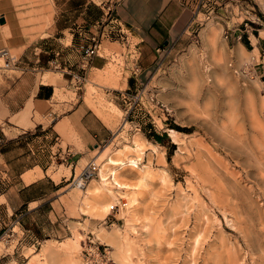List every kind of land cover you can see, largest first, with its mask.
<instances>
[{
  "label": "rangeland",
  "instance_id": "374dc122",
  "mask_svg": "<svg viewBox=\"0 0 264 264\" xmlns=\"http://www.w3.org/2000/svg\"><path fill=\"white\" fill-rule=\"evenodd\" d=\"M85 1L56 0L55 11L54 0H0V17L15 25L12 37L1 29L0 47L17 57L0 68V99L7 78L23 76L31 94L50 84L51 100L82 103L111 129L89 155L71 158L48 132L44 172L66 178L60 215L27 217L23 231L4 224L0 264H264V63H256L255 36L252 49L224 37L216 22L198 32L186 22L172 44L159 46L170 55L147 58L145 69L134 37L104 39L101 65L91 66L94 55L82 67L100 13ZM90 158L99 172L78 188L72 178Z\"/></svg>",
  "mask_w": 264,
  "mask_h": 264
},
{
  "label": "crops",
  "instance_id": "0c3cea01",
  "mask_svg": "<svg viewBox=\"0 0 264 264\" xmlns=\"http://www.w3.org/2000/svg\"><path fill=\"white\" fill-rule=\"evenodd\" d=\"M54 1L55 10L56 0ZM91 1L99 7L100 13L95 19L92 16L88 19L102 18L105 0ZM88 2L90 0L84 2V8L88 7ZM115 10L128 31V38L137 39L135 48L140 52L139 58L143 69L146 68L147 58L152 59L156 54L165 57L170 55L171 48L160 49L159 46L172 44L190 16V12L180 4V0H120ZM57 19V14L54 12L52 19L54 30H56ZM91 26L93 29L94 23ZM1 29L7 30L12 37L15 25L11 19L4 17V22L0 23V31ZM253 36L257 43L255 48L257 47L258 50L264 48V38L256 36L255 33ZM249 38L244 36V41H237L233 40L234 36L230 37L235 42L251 45L250 35ZM103 41L104 39L101 43ZM1 45L2 42H0ZM238 45L236 51L242 48ZM101 58L98 55L94 56L91 66H100ZM159 78L160 76L153 81L154 85L161 84ZM158 86L156 88L151 86L150 89L153 94L155 90L156 95H154L160 101L157 93ZM145 88L149 87L146 85ZM1 89L0 184H3V187L0 188V228L8 224L12 225V228L16 226L23 231L27 229L22 225L27 217L41 215V217L48 216L56 220L60 215L59 192L66 178L60 176L58 180H54L44 172L45 137L49 134L48 132L54 134L58 141L65 142L62 148L71 158L70 154H74V157L78 154L89 155L95 144L110 136L111 129L82 103L51 100L50 84L37 83L34 88L32 87L31 94L27 80L23 76L14 75L6 79ZM35 112L42 117H49V112H53L55 115L53 123L49 125L45 120L36 118ZM56 125L63 131L62 134L55 128ZM71 165L72 163L67 164L69 174H73ZM34 167L36 170L29 171ZM51 221L53 225L56 224L54 220ZM33 224L36 228L32 229L39 232L38 219Z\"/></svg>",
  "mask_w": 264,
  "mask_h": 264
},
{
  "label": "built area",
  "instance_id": "2783aa9c",
  "mask_svg": "<svg viewBox=\"0 0 264 264\" xmlns=\"http://www.w3.org/2000/svg\"><path fill=\"white\" fill-rule=\"evenodd\" d=\"M120 0H105L102 18L95 21V31L87 36V42L82 45L81 66H86L91 58L97 54L102 39L125 42L128 38L126 27L119 19L115 7ZM180 4L190 12L186 29L197 31L207 22H216L222 26L224 37L234 36L240 40L243 36L259 35L260 26H264V0H180ZM101 23V24H99ZM98 24V26H96ZM264 38L263 36H260ZM250 40V38L248 39ZM253 49V44H251ZM0 57L3 62L0 68L15 66L17 57L12 55L8 48L0 47ZM136 61L134 70L139 71L140 66ZM256 63H264V48L258 50ZM72 78L81 81L83 78L78 73H73ZM150 100L155 104L159 100L153 93ZM50 119H54L53 112H49ZM99 164L95 158H90L77 174H74L72 183L78 188H84L87 182L99 172ZM98 253V247L96 251ZM108 259H101L99 264H107Z\"/></svg>",
  "mask_w": 264,
  "mask_h": 264
},
{
  "label": "bare ground",
  "instance_id": "6f19581e",
  "mask_svg": "<svg viewBox=\"0 0 264 264\" xmlns=\"http://www.w3.org/2000/svg\"><path fill=\"white\" fill-rule=\"evenodd\" d=\"M213 43V42H212ZM215 48V47H214ZM216 49V48H215ZM217 53V52H216ZM1 58V57H0ZM115 175H116V173H115V171H113V177L115 178ZM116 183H117V185L119 186V185H121V183H119L118 181H116ZM123 187H125V186H123ZM110 208V207H109ZM107 210V209H106ZM46 249V248H45ZM46 251V250H45Z\"/></svg>",
  "mask_w": 264,
  "mask_h": 264
},
{
  "label": "water",
  "instance_id": "95a60500",
  "mask_svg": "<svg viewBox=\"0 0 264 264\" xmlns=\"http://www.w3.org/2000/svg\"><path fill=\"white\" fill-rule=\"evenodd\" d=\"M2 22H4V17L3 16L0 17V23H2Z\"/></svg>",
  "mask_w": 264,
  "mask_h": 264
}]
</instances>
